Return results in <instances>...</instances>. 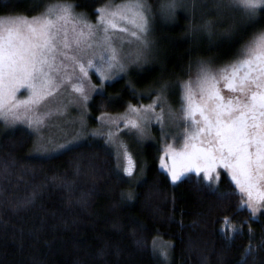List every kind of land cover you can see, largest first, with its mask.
Instances as JSON below:
<instances>
[{
	"label": "trees",
	"instance_id": "16d2710c",
	"mask_svg": "<svg viewBox=\"0 0 264 264\" xmlns=\"http://www.w3.org/2000/svg\"><path fill=\"white\" fill-rule=\"evenodd\" d=\"M51 1L0 0V17L36 15ZM71 2L94 21L98 8L122 0ZM149 3L157 55L92 94V125L100 115L149 104L165 81L170 102L162 108L176 112L181 83L198 84L200 62L217 71L257 26L238 10L217 12L215 0H201L195 13L193 0H177L170 14L160 12V0ZM260 15L258 25H264ZM209 17L211 32L201 27ZM88 130L94 129L78 130L64 148L47 151H34L27 129L0 132V264H264V208L253 214L229 174L212 182L188 173L172 182L159 165L163 148L152 129L131 152L136 164L127 176L113 148ZM156 236L167 241L165 256Z\"/></svg>",
	"mask_w": 264,
	"mask_h": 264
},
{
	"label": "snow or ice",
	"instance_id": "6c2138e0",
	"mask_svg": "<svg viewBox=\"0 0 264 264\" xmlns=\"http://www.w3.org/2000/svg\"><path fill=\"white\" fill-rule=\"evenodd\" d=\"M198 2L201 0H193V13ZM177 7V0H160L159 3L160 12L165 14L173 13ZM213 7L217 12L225 8L238 10L246 22L257 26L240 46L237 55L217 71L204 61L200 62L197 83L204 94L200 102L192 99V81L181 83V119L192 127V134L186 138L195 141L202 133L210 137L206 146L193 143L191 151L181 155L189 161L188 167L197 172L201 170L199 162L203 161L204 173L209 180L215 165L222 164L231 170L232 179L242 192L247 191L251 197L255 189L264 200V192H260L258 187L264 180V25H258L260 14L264 12V0H215ZM75 8L71 0H57L46 4L44 11L31 20L23 16L0 17V119L6 124L25 120L29 127L39 128L45 117L52 114L51 111L39 113L40 106L57 93L64 80L72 79L63 71L67 67L64 59L78 65L80 72L87 76L85 63L77 55L87 54L86 50L94 44L100 48V60H106L110 69L114 66L122 68L119 50L112 43L116 30L128 33L129 43L137 44L133 50L137 62L145 58V50L150 44L148 33L153 10L149 0H122L114 8L100 7L96 24L83 20L85 13H77ZM69 22L83 24L87 31L83 27L79 31L73 27L70 37ZM6 23L9 26L5 27ZM213 23L214 19L209 17L201 27L211 32ZM98 31L103 34L94 39ZM92 56L95 58L96 53L93 52ZM87 66H95L93 59L87 60ZM58 76H62L59 83ZM221 81L224 82L223 87L235 95L225 98L219 88ZM169 87V82L161 83L159 94L151 104L141 107L130 105L135 118L125 120L126 125L144 134L142 121H148L152 114L158 121L163 120L164 109L161 107L160 113L154 110L163 104ZM21 88L29 91L23 100L17 98ZM73 88L83 95L82 84L73 85ZM83 98L88 99L87 96ZM197 113L200 120L196 119ZM168 118L175 121V113L169 110ZM35 150L40 151L39 148ZM125 155L128 165L124 171L131 174L133 161L126 150ZM172 179H179L174 170Z\"/></svg>",
	"mask_w": 264,
	"mask_h": 264
},
{
	"label": "rangeland",
	"instance_id": "374dc122",
	"mask_svg": "<svg viewBox=\"0 0 264 264\" xmlns=\"http://www.w3.org/2000/svg\"><path fill=\"white\" fill-rule=\"evenodd\" d=\"M57 0L51 1L49 4L56 3ZM116 6V5H115ZM114 6V7H115ZM113 7V8H114ZM77 13H80L75 9ZM43 12V11H42ZM41 12V13H42ZM31 15V16H24V15H8L3 17H27L29 20H31L32 17L40 15ZM99 16V13L97 17ZM97 17L96 20H90L89 17L86 15L82 18L83 20H86L88 22H91L92 24L97 23ZM7 23L5 24V27H7ZM63 27L64 25H60ZM73 27L76 28L77 31L80 30V28H84L85 31H87V28L84 27L83 24L69 22L67 25V28L69 30V36L72 35V29ZM102 31L97 32V36L94 37V39H99L102 36ZM123 38V43H121V39ZM129 39H131L128 35V33L121 32L119 30H116L115 33H113V45L119 50V63L123 65L122 68L120 67H112L111 69L107 66L106 60H100V48L93 45L92 48H89L86 50L85 55L80 56L77 55V58L80 59L83 63H85V66L87 68V76H84L79 69L78 65H73V62L68 59H64L63 57H59V59H64V63L67 65L65 69H63L64 73L67 75H70L72 79L64 80L63 83L60 84V87L57 90V93L53 96L47 99L45 103H43L39 108V113H44L46 111H51V115L48 117H45L44 123L39 127H29L28 123L25 120H20L15 123H5L2 119H0V132L6 131V129H13L16 127H21L24 129H27L33 136V149L39 148L42 151H47L50 149H56L58 145H63L64 141L68 139H72L76 132L79 130L82 132L84 129H94L93 131L89 132L87 131V134H91L94 136H100L103 137L105 142L109 144L114 151V154L117 158V164L120 168V170L128 176L129 173L125 172L124 169L128 165L127 156L125 155V150L128 154L131 155L132 161H133V170L132 173L135 170V159L131 152L135 154L134 147L138 148L143 142L151 136H153V131L158 130L160 139V142L162 143L163 150L158 155L160 157L159 165L160 167L168 174L170 180L172 182L176 181L172 179V172L173 170L177 172L179 175V178L187 175L188 173H197L202 174L203 177L207 180H209L204 173V162L200 161V171L197 172L194 168H189V161L186 157L183 159L180 158L181 153L189 151L190 145L193 143L200 144L201 146H206L207 141L209 140V135L207 133H202L195 141L189 140L186 137L190 136L192 134V127L190 123H186L181 119L182 112H181V105L176 110L175 115L176 119L175 121H170L166 119L168 117V112L173 110L169 107L167 108V113H164V119L158 121L155 118V115L152 114L150 116V119L148 121H142L144 127H145V133L139 134L136 129L131 128L130 126L126 125L124 122L129 117L135 118V114L132 113L130 107H127L123 112L116 113V114H104L100 115L99 118H97V122L92 125L89 122V113H88V100L91 98L92 94L96 91H98L102 84L105 81L111 80L113 78H116L118 76L124 75L128 73L127 68L130 65L137 64V61L135 60L134 55V49L137 47V44L135 42L129 43ZM148 39L150 41L149 47L145 50V58L149 59L151 56L156 54V41L153 37V34L151 33V28L148 33ZM95 52L96 56L95 58L92 56V53ZM76 54V53H74ZM110 55V53H109ZM157 55V54H156ZM93 59L94 67H88L87 66V60ZM99 61V62H97ZM142 61V60H141ZM82 77V79H81ZM62 79V76L57 77V83L60 82ZM84 88L83 95L79 92H76L73 88V85H81ZM219 88L225 98H227L230 95H235V93H232L230 90L223 87V84H219ZM193 89V97L192 99L195 102H200L203 93H201L200 88L197 85L192 86ZM159 94V91L153 95L152 102L157 98ZM29 95V91L27 88H21L17 92V98L20 100L25 99ZM183 95V91H182ZM84 96H87L88 99L84 100ZM170 102L169 96L165 95L163 104L160 107L155 108V113L161 112V107L163 105H168ZM148 104H144L141 106H145ZM140 106V107H141ZM139 107V106H137ZM61 109L60 111H56V109ZM23 110L21 109V112ZM196 119L200 120L201 117L199 113L196 114ZM114 121H120L118 124L114 123ZM154 129V130H152ZM188 129L187 132L184 130ZM132 134L131 137V143L126 144L125 141H127L126 138L129 137L128 134ZM86 133L81 134V136L87 135ZM76 138H74L75 140ZM176 139V141H175ZM179 139V140H178ZM178 140V141H177ZM70 144V143H69ZM68 145V144H67ZM66 146V145H65ZM161 146V144H159ZM58 148H64L58 147ZM130 150V151H129ZM55 151V150H54ZM136 156V155H135ZM188 168L187 171L184 169ZM222 172L229 174V176L232 178V173L230 169H226L223 167L222 164H216L215 167L211 170L212 179L210 181H216L217 178H219V174ZM130 174V176H131ZM129 176V177H130ZM178 180V179H177ZM238 189L241 191L240 186L235 184ZM258 187L260 189V192H264V180H261L258 184ZM243 193L245 202L247 207L251 210L253 214H256L259 210L264 208V200L260 198V195L257 193V191L254 189L252 196L249 197L247 191H241ZM255 209V213L253 210ZM160 236H156L154 238V244L158 241V246L161 247L162 252H160L161 256H165V248L167 246V241Z\"/></svg>",
	"mask_w": 264,
	"mask_h": 264
}]
</instances>
